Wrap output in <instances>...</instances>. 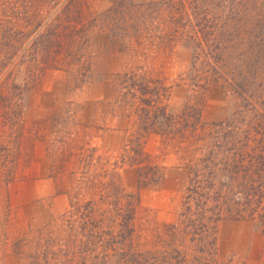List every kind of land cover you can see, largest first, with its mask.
<instances>
[{"label":"rangeland","instance_id":"obj_1","mask_svg":"<svg viewBox=\"0 0 264 264\" xmlns=\"http://www.w3.org/2000/svg\"><path fill=\"white\" fill-rule=\"evenodd\" d=\"M190 6L0 0V264H264V65Z\"/></svg>","mask_w":264,"mask_h":264},{"label":"trees","instance_id":"obj_2","mask_svg":"<svg viewBox=\"0 0 264 264\" xmlns=\"http://www.w3.org/2000/svg\"><path fill=\"white\" fill-rule=\"evenodd\" d=\"M163 1L169 2V0ZM185 1L191 4L189 9L197 19L202 18V15L210 18L215 4H219L221 6V34L228 36H224L228 39L225 43L241 45L243 42H248L253 55L249 68L257 70L259 66L264 65V0ZM233 34L237 35L238 42L229 38Z\"/></svg>","mask_w":264,"mask_h":264}]
</instances>
